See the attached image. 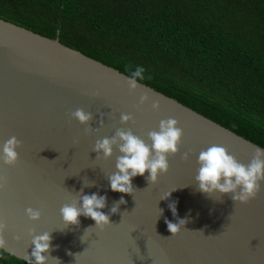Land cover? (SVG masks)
<instances>
[{
  "label": "water",
  "instance_id": "water-1",
  "mask_svg": "<svg viewBox=\"0 0 264 264\" xmlns=\"http://www.w3.org/2000/svg\"><path fill=\"white\" fill-rule=\"evenodd\" d=\"M128 77L58 37L0 17V148L12 136L19 141L17 161L0 160L3 249L29 262L34 236L50 232L49 264H264V180L247 202L204 193L195 180L198 155L213 144L243 164L264 147L141 81L130 89ZM77 109L92 119L81 123ZM170 117L183 135L168 171L155 183L147 172L134 177L132 194L112 191L108 176L121 153L114 145L111 157L98 155L96 141L124 129L151 144L148 133ZM81 189L106 195V213L121 196L127 203L110 214L111 224L95 226L83 215L78 225L65 224L60 209ZM29 207L40 211L38 220ZM178 218L186 223L173 235L165 220Z\"/></svg>",
  "mask_w": 264,
  "mask_h": 264
},
{
  "label": "trees",
  "instance_id": "trees-1",
  "mask_svg": "<svg viewBox=\"0 0 264 264\" xmlns=\"http://www.w3.org/2000/svg\"><path fill=\"white\" fill-rule=\"evenodd\" d=\"M82 51L264 147V0H0ZM0 264H29L0 248Z\"/></svg>",
  "mask_w": 264,
  "mask_h": 264
},
{
  "label": "clouds",
  "instance_id": "clouds-1",
  "mask_svg": "<svg viewBox=\"0 0 264 264\" xmlns=\"http://www.w3.org/2000/svg\"><path fill=\"white\" fill-rule=\"evenodd\" d=\"M144 68L137 66L127 79L128 87L132 90L138 88V81L144 79ZM148 99L145 94L141 97V102ZM153 107H159L158 103ZM81 123L87 124L92 119V114L77 109L73 113ZM121 120L127 122L130 120L128 114H122ZM183 130L178 127V121L175 118L161 120L159 123V131H150L148 137L151 144L144 139L135 135L131 130L125 131L118 129L112 137H104L96 141L94 151L104 157H111L114 152V145L118 146L119 155L116 158V171L108 176L109 187L114 192L132 194L136 190L133 185V178L148 173L146 179L155 183L160 173L167 172L169 169V154L179 151V145ZM19 141L15 136L10 137L0 148V160L3 163L12 165L18 159L17 147ZM188 152L184 153L187 159ZM199 168L195 180L198 189L204 193L213 194H230L234 202H247L254 197L260 187V181L264 180V149L258 148L255 156L248 164L240 163L232 154H230L223 146L213 144L206 150H202L198 155ZM87 182V186H91ZM2 188V185H0ZM79 198L72 204H65L60 212L65 224L78 225L79 217H89L95 221V226H104L111 224L110 214L120 211V205L126 204L123 196L110 208L109 212L103 211L107 206V196L100 195L97 192L83 193L80 190ZM170 195L162 198L165 199ZM173 215H176V202L169 203ZM27 214L33 220H38L41 213L37 209L29 207ZM162 212V210H161ZM168 230L173 234H177L181 230V226L185 225L186 219L178 218L177 222L165 220ZM5 225L0 223V248H3L6 241L3 238ZM52 237L50 232H44L35 235L32 240V251L30 254L29 264H49ZM58 260V258H57Z\"/></svg>",
  "mask_w": 264,
  "mask_h": 264
}]
</instances>
